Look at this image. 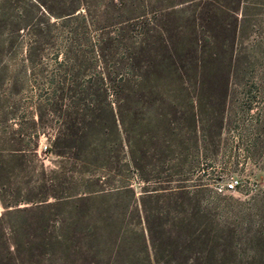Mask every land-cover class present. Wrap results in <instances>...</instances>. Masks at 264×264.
<instances>
[{"label": "rangeland", "instance_id": "obj_1", "mask_svg": "<svg viewBox=\"0 0 264 264\" xmlns=\"http://www.w3.org/2000/svg\"><path fill=\"white\" fill-rule=\"evenodd\" d=\"M148 1L161 12L141 54L150 75L130 102L139 138L120 160L92 165L105 192L76 202L49 204L51 191L28 188L30 172L9 162L0 174L27 199L9 213L0 203V264H184L190 242L209 248L207 264H231L228 251L213 259L220 247L264 250V0ZM168 54L191 78L186 95L167 79ZM47 143L41 133L36 170L61 160L76 174L66 155L43 151ZM231 178L237 186L226 189ZM217 226L253 235L189 240Z\"/></svg>", "mask_w": 264, "mask_h": 264}, {"label": "trees", "instance_id": "obj_2", "mask_svg": "<svg viewBox=\"0 0 264 264\" xmlns=\"http://www.w3.org/2000/svg\"><path fill=\"white\" fill-rule=\"evenodd\" d=\"M55 1V6L44 0H21V4L3 0L7 8L0 5V171L9 162L28 170L31 176L26 185L51 191L54 200L49 204L105 192L102 175L92 165L99 160L104 167L120 160V153L139 138L137 110L130 102L143 94L150 75L141 54L143 44L158 31L161 12L148 0ZM168 57L175 66L168 70L167 79L176 84L177 92L188 94L190 76L176 66L171 54ZM192 79L196 81L195 74ZM41 133L48 140L43 151L55 157L66 155L69 164L78 166L76 174L64 169L61 160L48 171L39 161L36 170ZM8 175L0 174L4 213L21 210L18 203L27 199L18 198L20 190L11 186ZM71 181L84 187L64 194ZM222 231L220 226L191 230L189 240L253 235H248L249 230L240 234L236 228ZM226 251L235 259L231 264H264V250L239 244L227 250L220 247L213 259L217 261ZM188 257L184 264H207L212 256L209 248L190 242Z\"/></svg>", "mask_w": 264, "mask_h": 264}, {"label": "built area", "instance_id": "obj_3", "mask_svg": "<svg viewBox=\"0 0 264 264\" xmlns=\"http://www.w3.org/2000/svg\"><path fill=\"white\" fill-rule=\"evenodd\" d=\"M238 180L231 178L226 182V189H234L237 186Z\"/></svg>", "mask_w": 264, "mask_h": 264}]
</instances>
